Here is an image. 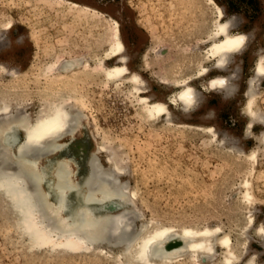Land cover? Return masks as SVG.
Returning <instances> with one entry per match:
<instances>
[{
  "label": "rangeland",
  "instance_id": "374dc122",
  "mask_svg": "<svg viewBox=\"0 0 264 264\" xmlns=\"http://www.w3.org/2000/svg\"><path fill=\"white\" fill-rule=\"evenodd\" d=\"M205 1L0 0V98L11 100V112L18 102L27 113H37L45 97L70 95L82 100L101 139L123 151L125 177L136 191L141 213L135 230L149 220L179 227L221 225L236 240L239 214L247 211L238 198L249 167L244 153L259 148L256 136L264 131V124L254 123L248 132L242 95L258 59L251 58L254 43L264 47V0H215L234 30L246 34L248 46L226 69L213 72L227 75L236 92H201L196 109L180 118L212 125L213 141L175 120L159 124L144 120L126 85L97 73L99 60L69 71L57 69L63 60L96 58L101 21L111 12L121 22L131 62L148 81L151 94L167 93L165 83L200 64L197 55L208 43ZM259 87L256 106L264 114V77ZM260 149L252 175L251 210L264 224V145ZM3 207L0 264H112L107 257L87 252L68 255L34 248L28 237L24 240L16 233L4 215L8 207ZM246 250L245 255L264 264V236L249 235ZM179 260L171 264H208L186 256Z\"/></svg>",
  "mask_w": 264,
  "mask_h": 264
},
{
  "label": "bare ground",
  "instance_id": "6f19581e",
  "mask_svg": "<svg viewBox=\"0 0 264 264\" xmlns=\"http://www.w3.org/2000/svg\"><path fill=\"white\" fill-rule=\"evenodd\" d=\"M204 5L208 43L197 55L200 64L165 83L167 93L151 94L148 81L131 62L121 22L111 12L101 21L104 28L96 58L63 60L56 67L69 71L99 60L97 73L125 84L144 120L156 124L175 120L213 141L212 125L180 118L196 109L201 92H236L227 75L213 72L226 69L232 58L241 55L248 37L234 30L232 20L224 16L215 0H206ZM254 45L251 58L258 59L242 90L248 132L254 123L264 124V114L256 106L259 82L264 77V47L257 42ZM108 59L112 62L105 61ZM144 62L148 63L146 57ZM12 104L7 97L0 98V115L6 114L0 116V207H8L4 215L34 248L48 247L68 255L87 252L107 257L112 264H171L183 256L208 264H262L254 255L244 253L249 235L264 236V224L255 220L251 210L252 175L264 145V131L256 136L259 148L244 153L249 167L238 198L247 211L239 214L234 241L221 225L179 227L149 220L135 230L141 213L136 191L125 177L123 151L110 145L107 138L101 139L83 101L70 95L57 100L45 97L37 113H27L18 102L11 112ZM241 150L232 151L239 155Z\"/></svg>",
  "mask_w": 264,
  "mask_h": 264
}]
</instances>
